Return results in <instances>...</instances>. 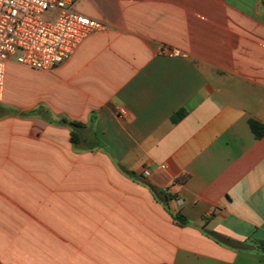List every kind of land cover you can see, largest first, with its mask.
Instances as JSON below:
<instances>
[{
	"label": "crops",
	"instance_id": "obj_1",
	"mask_svg": "<svg viewBox=\"0 0 264 264\" xmlns=\"http://www.w3.org/2000/svg\"><path fill=\"white\" fill-rule=\"evenodd\" d=\"M72 8L107 29L7 65L0 264H264V0Z\"/></svg>",
	"mask_w": 264,
	"mask_h": 264
},
{
	"label": "built area",
	"instance_id": "obj_2",
	"mask_svg": "<svg viewBox=\"0 0 264 264\" xmlns=\"http://www.w3.org/2000/svg\"><path fill=\"white\" fill-rule=\"evenodd\" d=\"M73 0H0V101L7 65L53 71L107 26L72 8ZM172 52L171 55H177ZM126 115L124 108L119 109ZM145 176L149 171L145 170Z\"/></svg>",
	"mask_w": 264,
	"mask_h": 264
},
{
	"label": "trees",
	"instance_id": "obj_3",
	"mask_svg": "<svg viewBox=\"0 0 264 264\" xmlns=\"http://www.w3.org/2000/svg\"><path fill=\"white\" fill-rule=\"evenodd\" d=\"M182 115H183L182 112L177 113V115H175V117H173V120L176 121L177 119L181 118ZM250 127L257 137H261L264 134V125L260 124L259 122L255 121V120H251L250 121ZM174 219L180 225H186L187 224V220L182 215H179V214L174 215ZM255 245H256L257 249L261 250L264 253V241H256Z\"/></svg>",
	"mask_w": 264,
	"mask_h": 264
},
{
	"label": "rangeland",
	"instance_id": "obj_4",
	"mask_svg": "<svg viewBox=\"0 0 264 264\" xmlns=\"http://www.w3.org/2000/svg\"><path fill=\"white\" fill-rule=\"evenodd\" d=\"M20 72H18L16 74V71H15V68L13 69V71H11V78H13L15 80V83H16V86L15 88H19L20 90H31V88H34V83H35V79L32 80L30 77V74H27L24 70L22 69H19ZM43 72H48V71H43ZM52 75V73L50 74ZM31 84H32V87H31ZM10 97V96H9ZM13 97V95L11 96ZM4 99V96L2 98V100ZM1 100V101H2Z\"/></svg>",
	"mask_w": 264,
	"mask_h": 264
}]
</instances>
